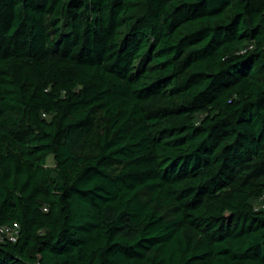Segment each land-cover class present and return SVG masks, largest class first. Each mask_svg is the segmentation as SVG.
<instances>
[{"label": "trees", "instance_id": "trees-1", "mask_svg": "<svg viewBox=\"0 0 264 264\" xmlns=\"http://www.w3.org/2000/svg\"><path fill=\"white\" fill-rule=\"evenodd\" d=\"M263 195L264 0H0V264H264Z\"/></svg>", "mask_w": 264, "mask_h": 264}, {"label": "built area", "instance_id": "built-area-1", "mask_svg": "<svg viewBox=\"0 0 264 264\" xmlns=\"http://www.w3.org/2000/svg\"><path fill=\"white\" fill-rule=\"evenodd\" d=\"M261 201H264V195L261 198ZM264 209V204L261 206ZM18 226H14L13 228H0V241L3 237H6L9 241L15 242V238L17 235Z\"/></svg>", "mask_w": 264, "mask_h": 264}, {"label": "rangeland", "instance_id": "rangeland-1", "mask_svg": "<svg viewBox=\"0 0 264 264\" xmlns=\"http://www.w3.org/2000/svg\"><path fill=\"white\" fill-rule=\"evenodd\" d=\"M47 167H53L54 166V161H53V157H50L48 160H47V163H46Z\"/></svg>", "mask_w": 264, "mask_h": 264}]
</instances>
